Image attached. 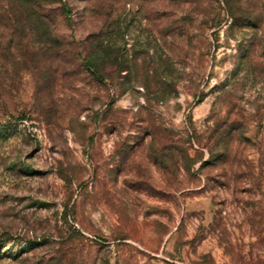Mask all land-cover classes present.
Here are the masks:
<instances>
[{
	"label": "rangeland",
	"instance_id": "374dc122",
	"mask_svg": "<svg viewBox=\"0 0 264 264\" xmlns=\"http://www.w3.org/2000/svg\"><path fill=\"white\" fill-rule=\"evenodd\" d=\"M33 4L0 66V264H264V0ZM99 40L129 69L93 76Z\"/></svg>",
	"mask_w": 264,
	"mask_h": 264
},
{
	"label": "trees",
	"instance_id": "16d2710c",
	"mask_svg": "<svg viewBox=\"0 0 264 264\" xmlns=\"http://www.w3.org/2000/svg\"><path fill=\"white\" fill-rule=\"evenodd\" d=\"M25 1L31 11L28 16H24L23 12L21 11H15V7H13V4L11 3L10 6L8 3L4 4L6 7V12L0 16V23H3V28L7 32V36L10 39L8 43H0V66L3 68H5L6 60L10 58V55H12L11 50L13 49L18 51L19 48H22L21 45L23 43L22 39H20L21 33L24 32L26 28H35L36 31L43 28L42 23L44 22V19L37 10L40 9V6L34 5L33 0ZM105 27L106 30L104 31V36H106L107 32L110 33V29H107L109 26ZM58 41L60 43V40ZM60 47L61 53L66 51V47L63 44L60 43ZM119 51L120 50L118 47H112L109 44L104 45L102 41L99 40L98 44H96V46H94L92 50L87 53L88 55L84 56L85 66L90 71V73L100 81L103 80V74L99 69V65L103 61L102 57H104V63L108 62L110 65L117 67V71L127 70L129 69L128 66L130 65L129 60L127 58H121V56H119ZM19 55L20 57L23 56L21 52H19Z\"/></svg>",
	"mask_w": 264,
	"mask_h": 264
}]
</instances>
